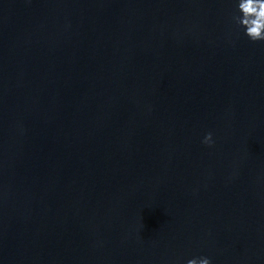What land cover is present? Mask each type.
Instances as JSON below:
<instances>
[{"label": "water", "instance_id": "95a60500", "mask_svg": "<svg viewBox=\"0 0 264 264\" xmlns=\"http://www.w3.org/2000/svg\"><path fill=\"white\" fill-rule=\"evenodd\" d=\"M0 264H117L34 115L1 37Z\"/></svg>", "mask_w": 264, "mask_h": 264}, {"label": "clouds", "instance_id": "9594fccd", "mask_svg": "<svg viewBox=\"0 0 264 264\" xmlns=\"http://www.w3.org/2000/svg\"><path fill=\"white\" fill-rule=\"evenodd\" d=\"M238 12L234 15L233 21L244 29L245 35L252 42H264V0H238ZM203 143H213L212 133L204 137ZM187 264H211L208 257L193 258Z\"/></svg>", "mask_w": 264, "mask_h": 264}]
</instances>
